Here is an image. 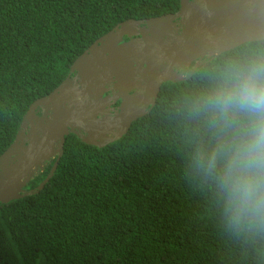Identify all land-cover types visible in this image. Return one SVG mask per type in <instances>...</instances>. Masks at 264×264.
Masks as SVG:
<instances>
[{
    "label": "trees",
    "instance_id": "16d2710c",
    "mask_svg": "<svg viewBox=\"0 0 264 264\" xmlns=\"http://www.w3.org/2000/svg\"><path fill=\"white\" fill-rule=\"evenodd\" d=\"M180 0H0V155L32 102L118 22ZM264 39L205 58L104 146L71 134L44 186L0 202V264H264V224L228 211L208 158L221 135L197 101ZM52 167L38 173L36 188Z\"/></svg>",
    "mask_w": 264,
    "mask_h": 264
},
{
    "label": "water",
    "instance_id": "95a60500",
    "mask_svg": "<svg viewBox=\"0 0 264 264\" xmlns=\"http://www.w3.org/2000/svg\"><path fill=\"white\" fill-rule=\"evenodd\" d=\"M133 33L142 36L122 41L124 35ZM263 39L264 0H180L176 12L118 22L73 61L70 70L78 71L79 76H66L53 91L30 105L14 140L0 155V202L24 197L44 186L57 169L69 129L78 135V130L82 131L85 142L110 143L151 111L164 82L184 80V72L193 74L205 58ZM193 61L194 67H190ZM107 83L114 84V92L104 97L111 89ZM134 88L137 92L129 93ZM121 97L119 108L110 116L106 106ZM144 98L148 99L142 104ZM40 113L52 118L47 117L41 127L32 122L27 131V120L39 118ZM98 137L101 142L96 141ZM59 139L62 143L56 148ZM52 160L46 178L36 188H27Z\"/></svg>",
    "mask_w": 264,
    "mask_h": 264
},
{
    "label": "clouds",
    "instance_id": "9594fccd",
    "mask_svg": "<svg viewBox=\"0 0 264 264\" xmlns=\"http://www.w3.org/2000/svg\"><path fill=\"white\" fill-rule=\"evenodd\" d=\"M197 107L220 128L208 168L228 211L264 224V53L227 65Z\"/></svg>",
    "mask_w": 264,
    "mask_h": 264
},
{
    "label": "flooded vegetation",
    "instance_id": "af4514ba",
    "mask_svg": "<svg viewBox=\"0 0 264 264\" xmlns=\"http://www.w3.org/2000/svg\"><path fill=\"white\" fill-rule=\"evenodd\" d=\"M176 12V11H175ZM179 19L180 18H178V19H175V20H177L178 22H179ZM178 24H180V23H178ZM116 25V24H115ZM114 25V26H115ZM113 26V27H114ZM112 27V28H113ZM111 28V29H112ZM139 36H142L141 35V33H138V34H136V33H133L132 34V36H129V35H124V37H123V40L122 41H128V40H130L131 38H133V37H139ZM89 47V46H88ZM87 47V48H88ZM195 62L196 61H193L191 64H190V67H194V64H195ZM185 67H187V66H185ZM174 68L177 70V71H179V72H181L182 70H183V68H179V67H177V66H174ZM188 73H190V72H188ZM187 72H184V75H186V74H188ZM68 75H70V77H72V78H75V76H79V73H78V71H69V73H68ZM67 75V76H68ZM77 80L78 81H80V78L79 77H77ZM166 83H169V81H167V82H164L163 83V85L164 84H166ZM113 85L114 84H106V86L109 88V86L111 87V89H108V90H106L104 93H103V95H104V97L105 96H108V95H110V96H112L113 95ZM162 85V86H163ZM162 86H161V88H162ZM117 91V90H116ZM137 92V89L136 88H134V89H130L129 90V93H136ZM148 98H144V99H142V101H141V103L144 101V100H147ZM123 101V98L121 97V98H119V99H113L112 101H111V103H110V105H107L106 107L107 108H109L110 110H109V115L110 116H112V115H114L115 114V109L116 108H119V105L121 104V102ZM143 104V103H142ZM150 105H151V102L149 103ZM149 105V106H150ZM149 106H146L145 105V108L146 109H148V108H150ZM50 112H53V109H50ZM99 116H102L103 114H101V113H99L98 114ZM109 115H104V116H109ZM47 117H51L52 118V116H51V114H48V115H43V113H40L39 114V118H32V119H29V120H27V122H28V126H26V130L27 131H29L30 129H31V125H32V122L34 123V124H36V126L37 127H41L40 126V123H43V124H45V122H46V119H47ZM78 132H79V135L78 134H76V133H74V132H72L70 129H69V133L68 134H65V137H66V140H65V144H66V141H67V139H68V137L71 135V134H75L77 137H79L81 140L83 139L82 138V131L80 132V130H78ZM84 133V132H83ZM86 133V132H85ZM83 141V140H82ZM96 141H98V142H101V139H100V137H98L97 138V140ZM85 142V141H84ZM60 143H62V140L61 139H59L58 141H56L55 143H54V145H55V147L56 148H60ZM88 144H92V145H97V144H94V143H92V142H87ZM65 144H64V149H65ZM107 144V143H106ZM105 144V145H106ZM98 146V145H97ZM104 146V145H103ZM50 163H53V160L50 162ZM50 163H48L47 164V166L50 164Z\"/></svg>",
    "mask_w": 264,
    "mask_h": 264
}]
</instances>
